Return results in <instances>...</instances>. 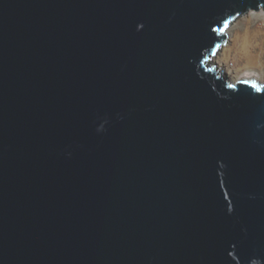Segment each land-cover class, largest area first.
<instances>
[{
  "label": "water",
  "instance_id": "water-1",
  "mask_svg": "<svg viewBox=\"0 0 264 264\" xmlns=\"http://www.w3.org/2000/svg\"><path fill=\"white\" fill-rule=\"evenodd\" d=\"M264 0H0V264H264V82L209 63Z\"/></svg>",
  "mask_w": 264,
  "mask_h": 264
},
{
  "label": "rangeland",
  "instance_id": "rangeland-1",
  "mask_svg": "<svg viewBox=\"0 0 264 264\" xmlns=\"http://www.w3.org/2000/svg\"><path fill=\"white\" fill-rule=\"evenodd\" d=\"M259 10V8L257 9ZM248 9L235 17L225 30V40L211 57L224 75L231 78L254 76L264 82V17Z\"/></svg>",
  "mask_w": 264,
  "mask_h": 264
},
{
  "label": "bare ground",
  "instance_id": "bare-ground-1",
  "mask_svg": "<svg viewBox=\"0 0 264 264\" xmlns=\"http://www.w3.org/2000/svg\"><path fill=\"white\" fill-rule=\"evenodd\" d=\"M251 12V14L253 15V16H255V17H259V16H263L264 17V9H263V7L262 6H260L259 7V10H256V11H250ZM239 16V15H238ZM234 19V18H233ZM232 19V20H233ZM231 22V21H230ZM229 25V24H228ZM227 28V27H226ZM216 53V52H215ZM214 53V54H215ZM213 58V57H212ZM211 62H213V59H211L210 61H209V63H211ZM231 81H233V82H236V81H239V80H241V79H245V78H248V79H254V78H256V79H260V78H257V77H254V76H250V75H246V76H243V77H236V78H231V77H228ZM259 81V80H258Z\"/></svg>",
  "mask_w": 264,
  "mask_h": 264
}]
</instances>
